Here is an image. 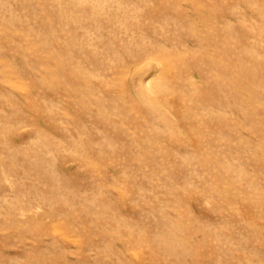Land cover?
Segmentation results:
<instances>
[{
    "label": "rangeland",
    "instance_id": "rangeland-1",
    "mask_svg": "<svg viewBox=\"0 0 264 264\" xmlns=\"http://www.w3.org/2000/svg\"><path fill=\"white\" fill-rule=\"evenodd\" d=\"M0 264H264V0H0Z\"/></svg>",
    "mask_w": 264,
    "mask_h": 264
}]
</instances>
